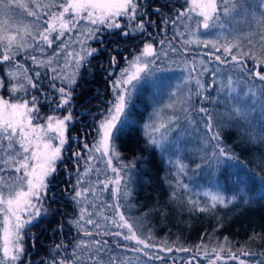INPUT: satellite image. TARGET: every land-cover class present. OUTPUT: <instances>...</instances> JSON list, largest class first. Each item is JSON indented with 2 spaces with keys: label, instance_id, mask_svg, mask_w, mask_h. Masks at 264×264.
Segmentation results:
<instances>
[{
  "label": "snow or ice",
  "instance_id": "6c2138e0",
  "mask_svg": "<svg viewBox=\"0 0 264 264\" xmlns=\"http://www.w3.org/2000/svg\"><path fill=\"white\" fill-rule=\"evenodd\" d=\"M257 2L264 9V0ZM32 3L33 7H30L22 0H0V15L8 18L0 26V64H13L19 69L22 64L18 57L30 59L36 67H43L53 74L49 77L50 87L56 95L40 93L45 96L44 102L51 106V114L44 116L39 97L31 91L39 87L38 81L42 73L35 71L33 77L28 75L26 69L23 72H9V95L7 98L0 95V264H24L28 255L24 247L25 232L47 214L44 202L49 197L58 165L64 159L66 133L73 121L71 106L77 78L80 70L90 63L89 58L99 51L85 41L96 40L102 43L103 38L99 33L103 30H120V35L132 37L146 34L148 39L142 42L143 48L138 54H130L131 59L124 58L126 67L121 68L118 73L109 72L112 77L109 80L111 97L106 102L107 107L94 116L95 135L92 146L89 148L85 143L84 152H72V157L77 161V181L72 186L71 200L76 205L77 214L70 223L76 228L77 236L71 256L67 255L63 244L56 245L57 255H62L63 258H53L52 264H131L130 260L115 254L109 241L103 237L111 236L132 242L129 247L117 240L116 247L143 253L146 257L154 247L150 243L151 237L143 239L138 236L137 226L121 211L120 201L131 196L124 175L135 167V162H123L117 150V139L131 125L129 108L133 90L145 76L154 71L152 66L158 63L161 54L168 56L164 47L166 41L170 51L176 53L178 49L171 44V40L187 37L183 41L185 44L195 41L209 49L204 53L207 63L201 60L202 72L212 75L215 81L220 69L218 66L209 68L214 62L231 70H239L242 75L236 79L230 72L227 74L230 90L235 92L236 88L232 85L239 84L246 77L251 81L258 79L261 87L252 91L255 88L253 83L249 93L253 97L264 99V72L259 67L264 65V12L257 15L247 0H184L182 5L173 9L175 16L160 18V31L165 39L159 40L160 47L157 49L156 36L147 32V28L156 24V21H145L143 17L147 13L141 11L139 0H48L47 4L32 0ZM14 9H22L32 19L23 27L14 26V19L23 17V13L17 14ZM154 11L159 12L160 9ZM237 17L239 20L236 24L241 25L240 27L231 23ZM169 26L173 29L170 39L167 37ZM201 28L205 31H220L217 32L216 39L204 40L199 35ZM69 39H74L79 44V51L69 50ZM258 44L259 56L253 51ZM48 49H52L51 53L45 54ZM251 61H257L255 70L248 67ZM116 65L117 60L113 56L111 67L115 68ZM192 71H196L194 66ZM57 80L61 83L59 87L55 83ZM195 83L197 89L204 87L198 78ZM2 88H5V82L0 78V89ZM172 95L176 99L163 108L184 113L187 121L190 111L196 110L192 103V90H189L187 96L179 93ZM195 95L201 97L197 115L203 114L199 117V122L204 125L199 151L204 153V163L220 164L225 159H236L231 148L221 140L212 113L203 106L207 97L202 96L198 90ZM162 110H154L150 122L144 125L145 143L161 150L173 124L180 119L173 114L166 122H158ZM61 112L65 114L60 115ZM227 118H247V112L236 106L228 110ZM197 130L199 131L198 125ZM96 153H99L100 159L107 158L105 167L111 171L112 176L105 180H100L97 176L94 182H90L91 174L97 171L92 164L98 158ZM114 159L117 161L116 165L113 164ZM81 161L86 164L83 173L80 172ZM180 167L183 169L184 165L181 163ZM168 184L171 190L169 201L175 202L176 189L187 186L178 178L175 186L171 180ZM106 191H111L116 202L99 200V194ZM205 195L209 197L210 205L200 207L192 201L194 210L207 212L225 202L224 196L219 192ZM62 227L61 225V230ZM61 248L65 249L64 254L60 253ZM167 250L171 251L170 248ZM241 255L251 253L244 252ZM227 258L238 260L239 256L229 252ZM222 259L224 257L217 253L211 264H217ZM239 264H245V261L239 259Z\"/></svg>",
  "mask_w": 264,
  "mask_h": 264
},
{
  "label": "trees",
  "instance_id": "16d2710c",
  "mask_svg": "<svg viewBox=\"0 0 264 264\" xmlns=\"http://www.w3.org/2000/svg\"><path fill=\"white\" fill-rule=\"evenodd\" d=\"M164 1L167 0H147L154 4L163 2L162 7L166 9L169 5ZM178 6L180 4L177 3L176 7ZM148 18L156 21L155 25H159V19L154 12ZM154 29L159 30V26ZM140 36L142 35L122 36L119 31L107 30L100 34L103 38L101 44L105 47L96 54L97 64L90 69L87 66L82 68L73 92L76 99L74 107H80L95 116L107 107L106 102L110 99L109 80L112 78L109 72L118 69L124 54L129 55L132 48L142 44ZM113 56L117 60L115 68L111 67ZM17 59L22 64L18 70L23 72L26 69L28 75L34 77L36 70L31 69V62ZM250 64L252 62L248 66ZM9 68L17 69L13 64H0V76L5 85L9 83ZM40 72L42 75L35 92L53 91L49 79L53 74L46 69ZM55 83L57 87L61 86L59 80ZM144 92L147 93V87L146 90L143 87L137 92L129 108L131 125L126 127L117 139V150L123 162H135V167L125 174L131 196L120 203L121 211L137 226V235L143 239L150 236L151 244L166 251L170 248L169 256L172 254L182 260L191 253L203 252L225 256H228L229 252H248L253 256H264V119L257 120L254 132H249L245 123L234 121L217 127L221 140L231 148L236 159H233L232 163L217 165L214 172L215 181L227 196L234 194L239 188L243 193L226 205H216L210 211L200 212L193 209V200L182 190L176 189L175 202L169 201L171 190L168 181L171 180L173 184L170 170L159 152L145 143L142 133V125L148 112L147 103L141 99ZM68 131L70 135L77 133L78 139L82 137L81 127L72 126ZM76 144L77 142H73L71 147ZM79 145L80 142L77 148ZM65 164L68 167L60 166L57 169L49 197L46 199L49 215H44L25 232L24 247L28 255L24 264H52L53 258L62 259L63 256L56 253L57 244H63L67 255L71 256L73 242L77 236L76 228L70 223L74 214L71 196L75 176L67 178L65 170L70 168L74 172V166L68 161H65ZM196 203L200 207L206 205L202 200H196ZM175 250L179 252L175 253ZM60 253L64 254L65 249L61 248ZM165 260L166 258H163L160 261ZM224 264L235 263L228 261Z\"/></svg>",
  "mask_w": 264,
  "mask_h": 264
},
{
  "label": "rangeland",
  "instance_id": "374dc122",
  "mask_svg": "<svg viewBox=\"0 0 264 264\" xmlns=\"http://www.w3.org/2000/svg\"><path fill=\"white\" fill-rule=\"evenodd\" d=\"M23 3L29 4L30 7H33L32 0H22ZM39 2L47 4L48 0H39ZM140 4L142 5V12H146L147 15L145 17V21H148L150 14L154 12L157 15L159 25H151L147 28L148 33H153L156 36V47L159 49V40L165 39L164 34L160 31V18L162 16H175V12L173 11L176 8L177 3L182 5L184 0H174V2L170 3L169 0L164 1L168 3L169 6L164 9L163 2L160 4H154V2H147V0H139ZM248 4L251 8L256 12L257 15L264 12V9L259 7L257 0H247ZM153 4V5H152ZM173 4V5H170ZM162 7V8H160ZM159 8L160 11L156 12L154 9ZM146 9V11H145ZM151 9V10H148ZM17 14L23 13V17L19 20L14 19L13 23L14 26L23 27L24 24L29 23L32 19L31 17H27V13L23 12L22 9H14ZM8 19L7 17L0 15V26H2V21ZM223 19V17H222ZM239 20V17L236 20L232 21L231 23L235 26L240 27L241 25L236 24V21ZM126 23V22H125ZM158 29H154L157 28ZM150 28V29H149ZM253 28L255 25L253 24ZM182 29H177L180 31ZM108 31V30H107ZM119 31L120 30H115ZM220 29H212L211 31H205L202 28L199 31V35L204 40H214L216 39L217 32ZM109 32V31H108ZM111 32V31H110ZM104 30L99 33L103 34ZM71 36V34H68ZM140 36V41H146L148 39L146 34H138ZM173 36V29L169 26L167 31V37L170 39ZM187 37L181 38L177 37L174 40H171V44L175 46L178 51L173 53L168 48L167 41L165 43V50L168 51V56L164 57L161 54V59L158 61L157 64L153 65L154 71L145 76L139 84L137 85L136 89L133 90V96L130 106L132 105L134 99L136 98V94L138 91L143 89V87H147V93L144 92L141 95V99L147 103L148 105V112L145 117V121L142 125V133L144 137H146V132L144 129V125L150 122V118L153 117V112L156 109H163L161 112V117L159 118L158 122H166L167 119L172 116L173 114L178 115L180 117L178 123H174L172 126V130L168 134V139L164 143V148L161 150L160 148H155L160 156L163 158L165 165L169 168L171 177L173 179V184L175 186L176 179L178 178L183 185H186V188H177L178 190H182V192L191 200H202L204 203L210 205V199L205 193H216L219 192L225 198V202L223 204L217 205H226L230 203L229 201H233L232 197L237 198L240 194L243 193V190L239 188L234 194L227 196L221 187L215 181V173L217 165H224L228 163H232L233 159H225L222 163H204L202 156L204 155L203 152L199 151L201 147V142L203 139V132H204V125L199 122V117L203 114L197 115L198 108L201 106V97H197L195 92L198 90L202 93V96L207 97L204 101L203 106L206 107L213 115L214 123L219 126L227 124L229 121H234L236 123H245V127L248 128L249 132H254L255 123L264 119V99H259L258 97H253L249 93V88L252 87V84H255V88L252 91H256L261 87V82L257 79L255 81H251L250 78H245L239 84H233L232 87L236 88V91L233 92L227 85V74L230 72L234 79L241 76L242 73L239 70H231L225 68L223 65H218V62H214L213 64L209 65V68L212 67H219L220 73L215 77V81L212 75L207 72L201 71V60L207 63V57L204 55L209 49L203 47L202 44H198L195 41L192 44H185L183 41ZM83 39V38H82ZM86 44H89L92 48H98L101 51V48H104L105 45L97 42L96 40L93 41H85ZM100 44V45H98ZM69 50L79 51L80 47L79 44L76 43L74 39H69ZM138 45V44H137ZM55 47V46H54ZM143 48V43L140 44L138 47H134L130 50L129 55L124 54L121 58V63L118 64V69L115 70L116 73L120 71L121 68L126 67L125 57L131 59L130 54H138ZM187 49V51H185ZM133 50H135L133 52ZM52 49H48L45 54H50ZM253 51L259 56V44L257 45L256 49ZM98 54V52L96 53ZM96 54L94 57L89 58L90 63L86 66L90 69L91 66L97 64V57ZM40 54L38 53V56ZM20 58V57H18ZM41 58H43L41 56ZM96 58V59H95ZM32 66L31 69L33 71H44L45 68L43 67H36L33 62L28 59ZM63 62V61H61ZM252 64L248 66L249 68L255 70L257 67V61H251ZM193 66L195 67L196 71L193 72ZM260 70L264 72V65H260ZM74 69H69V71H73ZM20 71L18 69L9 68L7 72H16ZM23 71V70H22ZM82 69L80 70V72ZM21 72V71H20ZM8 75V74H7ZM80 77V76H79ZM78 77V78H79ZM1 78V76H0ZM199 79L201 84L204 86L203 88L197 89V85L195 83L196 79ZM9 83L5 85V88L0 89V95H3L5 98L8 97ZM192 90V103L195 106V111H190L188 114V120H185V114L174 109H167L163 108L164 105L169 104L173 99H176L172 94L179 93L182 96H187L189 94V90ZM33 94L37 95L40 99V107L41 113L44 116L51 114L50 108L51 106L48 103H45V96L40 95V93H36L35 90H31ZM48 96H55L56 93L54 91L51 92H43ZM75 93H73L74 96ZM111 97V92L110 96ZM259 99V102L257 100ZM76 99L72 102V115L73 121L69 124L68 130L72 126L81 127L83 129L82 137L78 139L77 133H73L70 135L69 131L67 130V143L65 145V152H64V159L58 165V168L61 166L65 167L68 165L65 164V161H68L74 166L73 169H66L65 174L68 176H75L74 182L76 184L77 181V171H76V164L77 161L72 157V152L74 151H81L84 152V144L87 143L89 148H91L93 143V137L95 135L93 131V124H94V114H88L86 110L81 109L80 107H74ZM239 106L246 110L247 118H236V119H228L227 112ZM65 113L61 112L60 115ZM43 122V121H42ZM197 125L199 131L197 130ZM252 134V133H251ZM158 136V134H157ZM199 136V140H198ZM80 140V141H79ZM73 142H77L76 146L71 147ZM80 142L79 147L77 148ZM98 158L92 161L93 166L97 169L94 171L90 176V182H94L99 177L100 180H105L106 177H111L112 173L109 169L105 167L106 159L99 158V153L95 154ZM181 163L184 165L183 169H181ZM113 164L116 165L117 161L114 159ZM197 165H200L197 167ZM86 164L81 161L80 162V172L83 173ZM59 172V171H58ZM124 181L126 182V176L124 175ZM111 189V185L109 186ZM234 188V187H233ZM232 188V189H233ZM100 201H106L110 203L116 202L112 195L111 191L103 192L99 194ZM73 207V217L77 214L76 205L72 202ZM44 208L48 213L47 203L45 201ZM110 214V210L108 212ZM49 215V213H48ZM73 219V218H72ZM126 231V230H125ZM83 238V237H82ZM99 238V237H97ZM109 241V244L112 247V251L120 256L123 259L130 260L131 264H211V260L215 259L217 253H208L203 252V254L199 253H191L186 259L182 260L175 255L172 254L169 256V252L162 249L161 247L154 245V247L150 250L149 256H144L143 253H135L130 250L124 251L121 248L116 247V241L119 240L122 245H129L131 247L132 242L123 241L121 238H114L111 236L103 237ZM179 251L175 250V253ZM207 254V256H206ZM220 254V253H219ZM224 259L217 262V264H224L225 262H233L235 264H239V259H243L245 264H264V256H253V255H241L239 256L238 260H231L228 259L225 254H220ZM172 256V257H171ZM158 257V258H157ZM166 258L165 262H161L160 260ZM173 259V260H172Z\"/></svg>",
  "mask_w": 264,
  "mask_h": 264
}]
</instances>
